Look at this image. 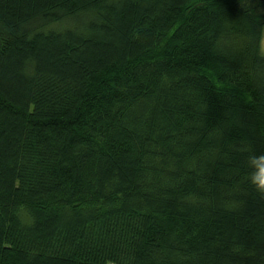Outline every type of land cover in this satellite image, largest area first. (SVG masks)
I'll return each instance as SVG.
<instances>
[{"label":"trees","instance_id":"trees-1","mask_svg":"<svg viewBox=\"0 0 264 264\" xmlns=\"http://www.w3.org/2000/svg\"><path fill=\"white\" fill-rule=\"evenodd\" d=\"M264 0H0V264H264Z\"/></svg>","mask_w":264,"mask_h":264},{"label":"rangeland","instance_id":"rangeland-1","mask_svg":"<svg viewBox=\"0 0 264 264\" xmlns=\"http://www.w3.org/2000/svg\"><path fill=\"white\" fill-rule=\"evenodd\" d=\"M261 54L264 55V27H263L262 41H261Z\"/></svg>","mask_w":264,"mask_h":264}]
</instances>
